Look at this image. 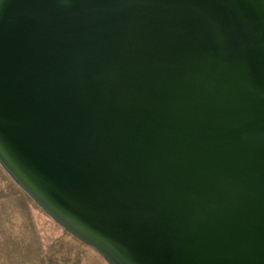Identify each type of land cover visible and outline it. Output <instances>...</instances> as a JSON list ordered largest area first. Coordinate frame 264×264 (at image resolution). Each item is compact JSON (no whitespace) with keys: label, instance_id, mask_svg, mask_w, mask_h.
Wrapping results in <instances>:
<instances>
[{"label":"water","instance_id":"water-1","mask_svg":"<svg viewBox=\"0 0 264 264\" xmlns=\"http://www.w3.org/2000/svg\"><path fill=\"white\" fill-rule=\"evenodd\" d=\"M0 162L113 264H264V0H0Z\"/></svg>","mask_w":264,"mask_h":264},{"label":"rangeland","instance_id":"rangeland-1","mask_svg":"<svg viewBox=\"0 0 264 264\" xmlns=\"http://www.w3.org/2000/svg\"><path fill=\"white\" fill-rule=\"evenodd\" d=\"M0 264H113L57 221L0 162Z\"/></svg>","mask_w":264,"mask_h":264}]
</instances>
